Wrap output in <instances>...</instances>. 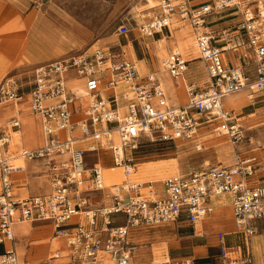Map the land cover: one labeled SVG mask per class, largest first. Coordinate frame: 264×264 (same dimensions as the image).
I'll return each mask as SVG.
<instances>
[{
    "label": "built area",
    "instance_id": "built-area-1",
    "mask_svg": "<svg viewBox=\"0 0 264 264\" xmlns=\"http://www.w3.org/2000/svg\"><path fill=\"white\" fill-rule=\"evenodd\" d=\"M156 6L155 14L136 25L138 32H159L175 15L189 19L196 31L200 57L206 64L207 87L198 89L195 82H186L187 102L183 105H170L155 72L142 75L133 60L116 59L111 51L101 47L37 64L27 73L8 75L0 81V105L28 96L29 110L41 118L44 145L35 149L23 147L16 156L41 158L51 187L43 194H15L11 173L16 166L10 162L14 155H7V148L10 130L17 129L21 119L17 115L6 118L0 124V242H12L13 225L18 221L51 220L54 234L66 240L70 264H191L188 259L175 258L132 263L136 245L130 241L129 231L181 216L192 222L203 219L212 210L209 197L222 193L230 194L233 219L239 229L247 235L255 233L254 227L248 225L249 219L264 216V184L251 181L258 162L256 155H238L229 165L215 164L188 176L170 173L163 178L160 193L151 181L130 175L136 166L134 154L144 142L195 138L201 121L193 109L206 121L215 120L217 133L233 142L242 140L240 125L231 121L222 98L244 88L264 95V0L205 1L197 8H191L188 0H157ZM214 9L239 13L236 28L202 29L206 16ZM222 41L230 43V47L219 44ZM235 48H240L238 58L244 63L225 64L223 52ZM188 63L178 48L171 49L163 60L165 70L174 78L183 76ZM250 64H254L253 77L246 69ZM70 71L84 81L85 104L81 95L68 90ZM117 85H125L132 94L126 103V115L120 114L115 91L109 92V98L102 95ZM75 113H82L77 121L73 119ZM76 126L81 138L100 140L111 151L113 164L122 169L124 179L110 184L112 195L107 205L88 206L82 196L84 149L75 144L74 137L65 134ZM114 133L116 140L112 138ZM196 147L200 148V144ZM91 170L92 188L105 187L102 167ZM115 213L121 216L112 217ZM104 254L109 258H103ZM221 256L228 258L223 246ZM0 264H19L12 247L0 252ZM229 264H253V258L250 254L230 257Z\"/></svg>",
    "mask_w": 264,
    "mask_h": 264
},
{
    "label": "crops",
    "instance_id": "crops-1",
    "mask_svg": "<svg viewBox=\"0 0 264 264\" xmlns=\"http://www.w3.org/2000/svg\"><path fill=\"white\" fill-rule=\"evenodd\" d=\"M105 1L109 0L102 2ZM111 1L114 5L116 0ZM125 1L127 2V0ZM128 1L131 4V1ZM188 1L192 8L193 5L207 0ZM82 3L83 0H0V81L7 73L15 69L18 71L17 73L27 71L37 64L65 57L80 49L89 51L96 44L98 45L96 47L111 51L116 59L125 57L133 60L135 58L142 75L155 72L162 83L168 102L172 106H180L187 102L186 82L193 81L199 87L206 79L201 80L200 84L191 68L187 69L183 76L174 78L165 71V68L162 69L158 66L160 53H158L156 41L164 36L165 39L161 42L166 41L164 47L167 52L175 46H184L181 48L187 51L186 54L190 59L188 67L189 65L194 67L195 59L198 60L201 70L196 71L207 77L206 64L200 57L195 41L196 31L191 26L189 19H182L178 15L173 16L168 26L146 36L149 41L145 44L147 49L138 53L133 41L129 39L128 33L114 30V32L110 31L100 35L96 27L104 25L105 21L100 18L96 21L92 20L85 12ZM130 11L131 8L127 13ZM109 12L107 16H109ZM111 12H114V8ZM128 23L129 21L125 19L119 27ZM219 25L216 23L203 28L207 31H220L223 28ZM188 26L190 35L194 38V47L185 41L183 29ZM121 38H126L127 42H122ZM129 43L132 50L129 49L128 51L131 52L125 54L121 48ZM219 44H223L225 48L230 47V43L225 44L224 41ZM161 45L163 44L161 43ZM239 54L235 53V49L224 51L223 62L229 65L243 64L244 61L238 58ZM246 69L252 75L254 64L246 66ZM205 81L207 82V80ZM67 87L70 92H74L77 96L81 95L84 104L87 102V96L83 93L84 81L77 78L74 71L68 73ZM110 91L117 93L120 114L126 115L128 112L126 103L132 98L130 90L125 85H117L112 90L108 89L102 92V95L108 97ZM230 98L234 99L232 104L225 101ZM28 104V96H24L21 101H11L0 105V124L6 118L14 115L21 119L20 126L11 131L10 145L7 148V155H14L10 162L18 166L12 171L11 180L12 188L19 196L43 194L51 189L50 178L41 158L23 159L16 156L23 147L35 149L42 147L45 143L41 118L29 110ZM222 104L230 113L231 121H236L240 125L243 134L242 140L233 142L228 136L217 133L215 120L206 121L201 113L193 109V113L201 121L195 138L164 142L172 143L174 146L170 151L166 150L160 154H165V157L156 159H146L147 155L143 152L147 149L142 148L147 145L141 144L143 146L134 154L137 158L135 171L139 164L145 165L144 163L150 161L161 160L168 164L167 160H173L172 162L176 166L175 172L188 176L194 171L205 170L215 164L229 165L235 161L238 155L252 154L258 157V162L251 181L264 184V95L244 88L224 96ZM238 108L239 111L235 112ZM73 117L77 121L82 117V113H75ZM105 124L110 125L109 123ZM65 134L74 137L75 144L84 149L85 171L80 188L87 205L93 207L107 205L111 201V186L93 189L91 169L101 166L102 170L117 171L114 169L116 166L112 162L111 151L106 149L100 140L81 138L78 126L71 131H66ZM211 135L222 138L227 148L219 151L210 146L208 142ZM112 138L117 139L115 133ZM197 143L200 144V148L196 147ZM173 164L170 165L172 169ZM143 165H141L142 172H139L141 175L151 172H145ZM168 166L164 167V172L170 170ZM105 176L109 181V173ZM160 176L162 175L159 174V177L155 179L143 181H151L157 192L160 193L162 180L165 177L160 178ZM207 202L212 205V210L203 219L192 222L186 216H181L174 221L131 228L129 239L136 245L131 256L132 263L167 261L175 258L188 259L191 264H229L230 257L250 254L253 264H264V216L249 219L248 225L254 227L255 233L247 235L234 222L229 193L210 196ZM82 220L87 224L86 219ZM221 246L226 248L228 256L226 259L221 256ZM9 247L15 251L19 264H70L69 247L66 240L64 237L54 234L51 220L16 222L13 225L12 242H0V252ZM102 257L109 258L106 254Z\"/></svg>",
    "mask_w": 264,
    "mask_h": 264
},
{
    "label": "rangeland",
    "instance_id": "rangeland-1",
    "mask_svg": "<svg viewBox=\"0 0 264 264\" xmlns=\"http://www.w3.org/2000/svg\"><path fill=\"white\" fill-rule=\"evenodd\" d=\"M102 1L83 0V3H82L85 12L88 13V15L91 17L92 20L96 21L97 19L100 18L101 20L105 21L104 25L102 24L99 27H96L99 30L98 32L100 33V35L107 33V32H110V31L114 32V30L117 32L119 30H121L122 33H128V37L130 40L133 41L134 46L136 48V51L138 53H140V51H142L144 49H147L145 44L148 43L149 41H147L148 39L146 36H149V35H141L138 32L136 25L138 23H141L144 20H147L150 16H152L153 14H155L158 11V8L156 6L157 0H130L131 4L129 3L128 0H127V2L125 0H116L114 2V5H113V2L111 0L105 1V2H102ZM207 1H209L210 3H214V1H219V0H207ZM200 4L201 3L195 4V5H193L192 8H197L200 6ZM113 8H114V12H111V10H113ZM130 8H131V11L129 13H127L130 10ZM108 12H109V16H107ZM125 19H126V21H129V23L125 26V28L123 27V25L121 27H119V25L122 24L123 20H125ZM239 19H240V14L234 13L233 9L222 10V11H220L219 9H214L210 14H208L206 16V22L204 23V26H209L211 24L213 25V24L218 23V24H220L219 26H222L221 28L230 27L229 30L231 31V30H234V28H236L235 24H237V21H239ZM221 23H222V25H221ZM189 28L190 27L188 26V27L183 29L184 34H185V41L194 47V38H193V36L190 35V29ZM209 29H211V28H209ZM121 41L127 42V39L121 38ZM165 42H161L159 39L156 41L157 47H158V53H160L158 66H160L162 69H164L163 60H164L165 56L168 54L167 49L164 47ZM161 43L163 45H161ZM96 46H98V45L96 44L93 47H96ZM181 47L184 48V46H181ZM181 47L175 46L174 48L180 49L184 53L185 57L187 59H189L188 55L186 54L187 51L183 50ZM129 49L132 50L130 43H129V45L121 48V50L125 54L131 52V51H128ZM238 50H239V48H235V53H239ZM83 51H85V50L80 49V50H77L75 52H83ZM133 60L136 63V65H138V62L136 61V59L133 58ZM195 61H196V64H193L194 67L196 66L195 69H194V67H190V65H189L188 69L191 68L193 75H195V78L201 84L202 82H200V81L204 80V78H206L205 80H208V75L206 77L205 74L202 75V74H199L198 71H196V70H201L200 69L201 64L199 63L198 60L195 59ZM189 62H190V59H189ZM21 71H23V70H21ZM28 71L29 70L23 71V72L19 71V73H17L18 71L15 69V70L11 71L10 73H7L6 76L14 74V73L24 74V73H27ZM202 71H203V68H202ZM251 76L253 77L254 73ZM205 80L201 84V86H199V87L197 86L198 89H204L207 87V82ZM238 111H239V108L236 109L235 112H238ZM73 119H75V117ZM144 138L145 137H143L142 139H144ZM143 144L147 145L146 147L142 148V149H147V150H144V152H143L145 155H147L146 159H156V158L165 157L166 156L165 154H162V155H160V154L166 150L170 151L172 149V146H174L172 143H164V142H160V141L144 142ZM208 144L210 146L217 148L219 151L225 150V147L227 148V145L222 138H217V137H214L212 135L210 137ZM142 146L143 145H141V147ZM179 150L182 151V149H179ZM180 153H182V152H180ZM172 161L173 160H167L168 164H166L165 168L169 165L168 167L170 170H168V171L166 170L164 172V170H165V168H164L163 170H159V171L155 170V171L144 173L142 175L140 174L136 177L135 176L133 177L131 175L130 176H131V178H134V179L145 180V179H151V178L155 179V178L159 177V174H161L162 175V176H160V178H161L168 173L170 174V173L175 172L174 169L176 168V166L173 164L174 162H172ZM150 162H152V161H150ZM170 163L173 164V169L170 168L171 167ZM141 165H143V164H139L138 169L136 170L137 172H142ZM114 169H116L118 172H120L122 177H120V180H118L117 182H121L124 179L122 169L120 167H117V166ZM113 182H116V181L111 180L109 183L106 179L105 184L107 183L106 184V186H107ZM119 216H121V214H119V213L112 214V217H115V218H117ZM105 236H106V234H104L103 240L105 239Z\"/></svg>",
    "mask_w": 264,
    "mask_h": 264
},
{
    "label": "bare ground",
    "instance_id": "bare-ground-1",
    "mask_svg": "<svg viewBox=\"0 0 264 264\" xmlns=\"http://www.w3.org/2000/svg\"><path fill=\"white\" fill-rule=\"evenodd\" d=\"M171 19L172 18H170L169 19V24H170V21H171ZM165 39V37L164 36H162L159 40L160 41H163ZM225 101H227L228 103H230V104H232L233 103V101H234V99H226ZM11 131L12 130H10V133H11ZM172 163H170V165H171ZM208 164V163H207ZM165 165H166V161H163V160H161V161H156V162H148V163H145V165H143V169H144V171L146 172V171H159V170H162V169H164V167H165ZM172 166V165H171ZM16 167H18L17 165H16ZM105 169V168H104ZM103 173H105L106 175H108V173H109V183H110V181L112 180V181H118V180H120V177H122L121 176V174H120V172H118V171H115V170H110V169H105V170H103ZM140 173L139 172H137V171H135V169L133 170V172L131 173V176H137V175H139Z\"/></svg>",
    "mask_w": 264,
    "mask_h": 264
}]
</instances>
